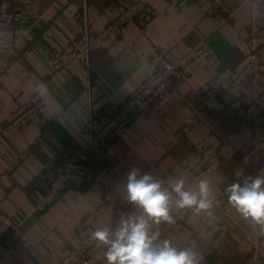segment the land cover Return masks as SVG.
<instances>
[{
  "label": "crops",
  "instance_id": "1",
  "mask_svg": "<svg viewBox=\"0 0 264 264\" xmlns=\"http://www.w3.org/2000/svg\"><path fill=\"white\" fill-rule=\"evenodd\" d=\"M133 1L0 0V7L24 14L13 23L16 53L0 71V173L7 174L0 184V264H56L78 244L76 227L97 205L105 202L103 212L86 230L106 224L121 204L130 203L122 198L119 185L133 164L161 177L165 186L183 177L186 186L194 188L197 178L206 175L222 193L225 183L237 178L239 168L245 174H264L252 158L243 161L240 155L251 134L248 113L224 106L219 99L203 101L197 93L218 69L235 70L244 64L245 0H224L234 10L226 22L207 0L194 1L182 12L168 0H149L147 13L49 84L48 106L42 114L24 126L1 131L17 104L46 84L52 51L61 50L86 25L100 28ZM190 46H208L216 56L189 75L176 73L168 100L150 120H139L136 111L130 113L129 130L113 143V165L90 145L92 184H69L46 210H36L34 204L43 196L54 164L88 145L89 137L81 128L92 112L104 113L144 80L158 48H167V58H178ZM262 64L264 68V53ZM261 105L264 127V87ZM208 131L216 136L218 167L210 173L188 175L182 168L185 158ZM109 182L113 188L106 195L104 187ZM176 209L173 205L171 214ZM11 222L20 223L30 249L17 244ZM254 225L231 206V213L220 222L188 218L165 237L177 244L195 240L203 254L201 264H248L249 232ZM103 253L104 249L98 250L91 264H104Z\"/></svg>",
  "mask_w": 264,
  "mask_h": 264
},
{
  "label": "built area",
  "instance_id": "2",
  "mask_svg": "<svg viewBox=\"0 0 264 264\" xmlns=\"http://www.w3.org/2000/svg\"><path fill=\"white\" fill-rule=\"evenodd\" d=\"M149 0H135L106 24L98 29L89 25L79 31L61 50L52 51L48 55L50 72L46 78V91L38 94L37 90L28 98L17 104L1 125V131L6 133L30 122L36 115L42 114L48 106V86L60 74L67 71L76 61L89 56L96 48L103 46L108 40L115 38L123 29L129 26L137 17L147 13ZM173 8L182 12L197 0H168ZM211 10L222 18L223 22L233 16L231 9L224 0H207ZM248 8L246 23L247 56L244 64L235 70L221 68L197 88V93L203 101L219 99L224 106L235 111H245L251 119V134L248 146L241 152V158L246 161L252 158L259 168L264 170V127L261 122L263 113L261 94L264 87V68L262 54L264 42V0H245ZM22 11H16L6 6L0 7V71L7 61L16 53L13 23L23 17ZM167 48H158L150 58L151 71L144 80L135 85L127 96L119 103L108 106L104 113L92 112L84 121L81 131L89 137L88 145L78 148L72 155L54 164V173L49 178L43 196L34 204L38 211L46 210L69 184H92L93 177L90 165L86 161L90 145L94 144L100 151L105 162L113 165L115 152L113 143L124 135L130 128V113L137 112V118L148 121L154 117L159 108L168 100L173 76L176 73L189 75L208 59L215 57V52L208 46H190L178 58H167ZM219 155L214 132L203 134L188 152L183 170L191 176L200 173H210L218 167ZM252 175H256L254 172ZM7 177L0 173V184ZM113 188L111 182L104 187L107 195ZM215 207L212 215L203 211L195 213L176 209L171 215L173 221H161L153 225L159 229L162 236L172 231L175 225L188 218L220 222L231 213V206L226 196L214 185ZM105 202L97 205L84 216L77 225L79 242L68 249L56 264H91V257L103 249L89 244V236L93 229L86 230L91 220L103 212ZM137 210L131 203L121 204L114 217L107 223L115 222L123 214ZM106 223V224H107ZM19 222H11L10 227L16 236L17 244L30 249L31 242L19 227ZM264 225L255 224L249 232V263L264 264L263 255Z\"/></svg>",
  "mask_w": 264,
  "mask_h": 264
},
{
  "label": "clouds",
  "instance_id": "3",
  "mask_svg": "<svg viewBox=\"0 0 264 264\" xmlns=\"http://www.w3.org/2000/svg\"><path fill=\"white\" fill-rule=\"evenodd\" d=\"M46 87L41 83L38 94H43ZM235 177L224 185L227 200L242 219L264 225V174H245L239 168ZM119 186L122 198L138 210L91 231L88 243L104 249V264H201L203 254L195 240L177 244L153 225L171 223L173 205L183 211L212 215L215 193L208 176L198 177L194 188L187 187L183 177L165 186L161 177L133 164Z\"/></svg>",
  "mask_w": 264,
  "mask_h": 264
},
{
  "label": "trees",
  "instance_id": "4",
  "mask_svg": "<svg viewBox=\"0 0 264 264\" xmlns=\"http://www.w3.org/2000/svg\"><path fill=\"white\" fill-rule=\"evenodd\" d=\"M88 152H89V150H88ZM87 152V157H86V161L88 162V164L91 166V163H90V161H91V159H90V154ZM101 155V154H100ZM102 157V156H101Z\"/></svg>",
  "mask_w": 264,
  "mask_h": 264
}]
</instances>
